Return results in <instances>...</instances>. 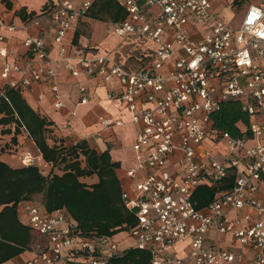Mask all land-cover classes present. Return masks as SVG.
Listing matches in <instances>:
<instances>
[{
    "label": "built area",
    "instance_id": "1",
    "mask_svg": "<svg viewBox=\"0 0 264 264\" xmlns=\"http://www.w3.org/2000/svg\"><path fill=\"white\" fill-rule=\"evenodd\" d=\"M114 1L126 16L111 29L136 45L137 70L109 54L69 55L65 40L93 2L56 0L42 11L50 16L49 29L41 28L39 18L19 27L26 32L21 60L10 62L0 49V78L21 92L49 85L56 111L66 107L57 63L73 77L84 72L119 82L109 99L125 104L131 121L142 126L132 146L134 164L120 179L123 204L136 223L113 235L85 234L66 209L49 212L25 200L17 210L37 240L26 250L29 257L2 264H109L131 250L148 252L150 264H264V201L258 196H264V0ZM225 6L240 10L236 26L224 19ZM3 29L16 27L0 14V43L6 41ZM50 37L59 46L57 59ZM80 92L79 104L85 105L87 90ZM230 100L243 102L252 138L213 129L211 115ZM100 122L105 130L123 125L111 118ZM17 155L23 166L45 175L40 157L26 150ZM229 175L233 185L199 207L198 189L219 188ZM212 233L229 236L240 249L212 241Z\"/></svg>",
    "mask_w": 264,
    "mask_h": 264
},
{
    "label": "trees",
    "instance_id": "2",
    "mask_svg": "<svg viewBox=\"0 0 264 264\" xmlns=\"http://www.w3.org/2000/svg\"><path fill=\"white\" fill-rule=\"evenodd\" d=\"M87 15L110 23H119L126 16L114 0H96ZM0 114V125L15 123L26 128L46 162L53 167L65 164L62 174L47 177L37 167L12 168L0 160V264L34 246L37 235L19 221L17 205L37 195H43L44 202L39 203L49 212L66 209L85 234L113 235L136 223L121 198L119 163L112 160L108 151L99 154L85 141L70 148L50 145L47 127L51 123L35 112L18 90L4 87ZM211 120L216 131L232 138H252L251 116L243 110L241 100L223 103ZM93 175L98 177L96 184L87 186L81 181L82 177ZM234 180V175H229L219 188L198 189L194 198L198 206L209 204L218 190L231 187ZM109 264H150V255L131 250Z\"/></svg>",
    "mask_w": 264,
    "mask_h": 264
},
{
    "label": "crops",
    "instance_id": "3",
    "mask_svg": "<svg viewBox=\"0 0 264 264\" xmlns=\"http://www.w3.org/2000/svg\"><path fill=\"white\" fill-rule=\"evenodd\" d=\"M55 1V2H54ZM74 5L80 6L84 0H71ZM96 0H92L93 4ZM56 0H0V14L5 22L16 27L14 32L3 29L2 33L6 36V41L0 43V49H6L8 60L10 62L19 61L27 51L22 46V40L26 32L19 27L33 18H39L41 28L49 29V15H43L44 8L56 5ZM82 31L79 29L84 27ZM108 27V31L106 29ZM41 30V29H40ZM33 33H39V29L34 28ZM122 37L117 36L111 29L110 22H100L88 15L82 17L76 25V28L69 32L65 46L67 53L74 55H96L104 54L106 51L113 52L121 60L126 69L137 70L140 63L136 56V45L130 40V45L123 48ZM50 54L54 59L58 58L59 46L53 43L49 38ZM3 66V59L0 57V74ZM58 84L61 92L65 96L66 107L56 111L53 108L54 97L47 84H35L32 89L20 92L27 104L41 117L47 119L51 124L47 127L48 143L57 147L70 148L85 141L88 146L102 154L108 151L114 162L119 163L117 175L119 179L124 176L125 170L134 164V152L132 146L136 136L141 129L140 124L131 121L130 114L126 105L117 100H110L108 94L118 91L120 85L117 80L105 83L101 79L88 76L82 72L79 77H73L66 69L63 63L56 64ZM5 85L0 78V95H3ZM85 87L86 95L89 101L85 105L79 104L81 100L80 88ZM76 116H72V112ZM2 115L0 114V118ZM111 118L121 120L123 125L105 130L100 122V118ZM68 127H65V125ZM3 126V127H1ZM9 126V127H7ZM0 125V160L12 168L23 167L18 157L21 151H30L33 155L40 157L48 164L35 142L30 137L25 127H17L15 123L10 125ZM18 130V132H17ZM5 132V133H4ZM31 141V144L29 143ZM29 141V142H28ZM253 142H249L252 145ZM223 147V145H222ZM222 147L217 153V157L224 159L225 153ZM217 151V150H215ZM51 164H48L50 167ZM84 165V164H83ZM127 167L123 170L121 167ZM123 166V167H124ZM51 169H49L51 171ZM53 170V169H52ZM124 171V172H123ZM64 171H55L56 174H62ZM123 174L121 175V173ZM81 181L87 186L98 182L96 175L82 177ZM264 201L263 192L258 195ZM19 221L23 223V216L17 210ZM212 241L219 242L222 246L237 250L239 246L232 247L230 237L212 233ZM240 249V248H239ZM27 251L8 260L21 261L29 257Z\"/></svg>",
    "mask_w": 264,
    "mask_h": 264
},
{
    "label": "rangeland",
    "instance_id": "4",
    "mask_svg": "<svg viewBox=\"0 0 264 264\" xmlns=\"http://www.w3.org/2000/svg\"><path fill=\"white\" fill-rule=\"evenodd\" d=\"M225 8V10H224V12H223V16H224V19L226 20V21H228V22H230V24L232 25V26H236L237 24H238V19H239V17L241 16V13H240V10L239 11H237V10H235V9H233V8H231V7H224ZM98 21H100V20H98ZM100 22H104V21H100ZM83 28H85V26L84 27H81V28H79L81 31H82V29ZM106 29H107V31H108V27H106ZM131 43H130V38H125V39H123V48H127V50H128V48H129V45H130ZM104 54H109V55H111V56H115L116 54H114L113 52H105ZM1 127H3V126H1ZM7 127H9V126H7ZM30 141V140H29ZM28 141V142H29ZM30 144H31V141L29 142ZM219 160H221V158H218ZM39 163H40V166H41V168L43 169V171H44V173H45V176H47V177H49L50 175H52V174H54V172L55 171H64V166H65V164H61V165H58V166H55V167H52L53 165L51 164V163H49V162H47L48 164H51L50 165V167H52V169L51 168H49L48 167V164H46L45 162H43V160H41V161H39ZM124 165H122V169L123 170H125L127 167H123ZM49 169H51V171L49 170ZM124 172V171H123ZM123 172L121 173V175L123 174ZM38 200V201H37ZM30 201H33V202H36V203H38V204H40L39 202L41 201V202H44V198H43V195H37V196H35V197H33ZM41 205V204H40ZM18 207V206H17ZM70 214V213H69ZM71 215V214H70ZM72 216V215H71ZM122 236H124V235H122Z\"/></svg>",
    "mask_w": 264,
    "mask_h": 264
}]
</instances>
